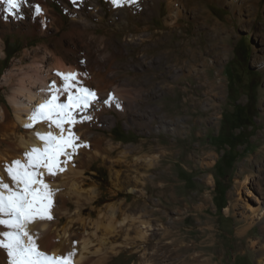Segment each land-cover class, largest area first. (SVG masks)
Wrapping results in <instances>:
<instances>
[{
    "label": "rangeland",
    "instance_id": "374dc122",
    "mask_svg": "<svg viewBox=\"0 0 264 264\" xmlns=\"http://www.w3.org/2000/svg\"><path fill=\"white\" fill-rule=\"evenodd\" d=\"M223 1L181 0L179 5L182 15L178 20L180 27L172 34H169L167 27L164 26L168 11L165 2L161 1L160 13L147 20V25L153 35L148 39L144 37L146 43L141 46L130 40L131 38L138 39L140 30L145 25L137 19V14H133L129 18L130 29L119 30L109 21L110 12L107 6L109 0H100L102 8L107 13L103 21L95 22L96 26H92L89 30L94 34L75 32V35L70 37L64 35L70 29V17L58 0L49 3L52 12L60 16L62 25L54 24L50 29V37L39 34L35 29L29 32L30 27L27 21L23 22L19 18L20 15H9L0 8V15L6 20L3 25L6 32H0L5 52V55L0 53V108L3 113L0 119V147H6L10 140L14 143L11 139L14 135L10 134L8 128L2 129L4 120L10 124L14 117L9 96L13 93L16 80L13 76L7 80L5 76L8 71L17 73L20 65L26 68V64L29 65L32 61L31 56L34 51H41L40 46L44 43L50 50H53L56 45L55 39L61 38L64 46L75 48L73 51L76 59L78 57L77 60L80 59L85 65V74L89 76V80L100 83L102 74L94 66L89 54L94 51L98 58L103 57L107 55L106 46L108 52L113 55L107 58L105 68L113 73L111 76L115 79L114 85L120 88L123 83L133 81L142 84L144 89H148V93L142 96L143 99H138L142 112L146 110V105L155 106L156 111H159L156 114L167 115L164 119L167 123H171V118L178 116L183 117L180 122L187 124V128L189 125L193 127L190 134L182 136L168 134L162 130L160 134H147L145 127L132 126L128 117L121 118L115 110H107L103 112V116L92 117L87 124H83L84 129L90 130L93 134H99L104 149H108L110 143L121 144L123 147L128 145L136 147L142 139L151 142L148 144L153 146L156 144L155 138L158 139V137L161 146L174 147V149L171 147L172 151L181 154H174L170 161L166 159L168 160L164 167L168 168L164 176L166 184L171 188L174 183H177L178 186L172 189L179 197L189 198L197 192L210 194L211 200L204 215H209L213 219L217 238L220 240L221 250L218 254L222 258L221 264H262L259 249L264 245V234L259 225L256 224L247 231L244 251L237 249L236 233L239 226L237 221L242 218L239 215L240 207L244 203L252 206L264 205V167H260L261 165L254 161V158L260 160L264 155V0ZM69 3L73 7L72 0H69ZM24 10L25 6H22L21 13H31V8L30 11ZM107 38L112 41L111 46L106 41ZM187 50L195 53L196 63L189 62L188 53L191 52ZM81 55H83L82 58ZM142 55L148 59L154 58L158 63L150 68L145 65L141 68L139 65ZM21 57H23L22 64L19 63ZM73 57L75 56L70 54L71 60ZM14 64L17 65L14 67ZM71 65L74 66V63ZM191 67L197 70L195 74L189 73ZM148 80L151 82L149 86ZM210 82L216 86H210ZM84 83L83 87L86 86ZM157 85L165 88L161 90ZM152 90L156 91L158 96L153 97ZM193 100L201 101L197 108L191 104ZM104 101L106 99H101L100 103ZM114 117L117 121L113 125H108ZM125 121L129 127L125 126ZM158 123L159 120L153 122L155 125ZM15 129H11L14 134L27 135L26 129ZM143 130L146 133H143ZM3 134L10 136L5 137ZM144 148L147 149L146 144ZM210 154L213 155L212 168L208 170L197 167L200 157L211 156ZM193 156H198V158L194 160ZM116 157V155H111L102 162L98 156L85 168L66 169L67 173L64 172L65 174L62 173L61 176L52 178L51 182L61 187L56 197L64 196L71 184L79 180L84 181V189L90 188L91 185L98 189L99 197L92 204L83 205L82 214L78 219H74V223L69 227L77 233L84 231L90 241L95 240L94 244L88 246L87 252L85 251L93 261L105 262L102 260L106 255L110 258L112 256L110 250L115 247L121 248V251L118 255L108 259V264H138L142 261L143 251L138 247L125 249V244L129 242L128 239L133 236L132 233L126 238L123 232L124 227L115 238L105 235V226L110 215L105 206L113 202H123L125 199L127 210L133 212L131 206L133 208L142 206L141 201L149 203L150 189H146L144 197L130 191L133 185L138 188L145 187L146 182L143 185L127 182L128 179L124 177L127 170L124 165H117L113 162ZM247 162L250 165V172L245 175L248 179L244 185V177L237 180L236 175ZM115 170H121L123 173L120 182L114 178ZM138 172L141 175L144 171L140 169L136 173L128 171L126 174L131 173V176H138ZM210 175L213 176L214 181L209 186L206 185V179ZM126 183L130 186L128 187ZM250 190L260 196V201L248 195ZM229 193L235 194L234 198L238 199L237 209L232 214L225 212L230 200ZM114 195L116 196L113 197ZM64 197L66 204L57 222L58 228L67 227L70 217L74 218L78 211L74 197ZM164 204L168 205L166 202ZM184 212V217L187 219L182 226V231L191 227L194 223L192 215L198 213L193 210L187 211V209ZM200 217L204 219V216ZM94 234H97L96 238L93 237Z\"/></svg>",
    "mask_w": 264,
    "mask_h": 264
},
{
    "label": "bare ground",
    "instance_id": "6f19581e",
    "mask_svg": "<svg viewBox=\"0 0 264 264\" xmlns=\"http://www.w3.org/2000/svg\"><path fill=\"white\" fill-rule=\"evenodd\" d=\"M52 1L54 0H26V3L23 6H25V10L30 11L31 8V13H21L19 18L23 22L27 21V25L30 27L29 32L35 29L39 34L45 37H50L51 27L54 24H57L58 26L62 25L60 16L53 13L50 9L49 2ZM58 1L61 3V7L65 11H67L70 17V29L68 33L64 34L65 36H73L75 32L81 34H94L93 32H89L91 27H95V22L100 23L106 17L107 12L102 8L100 0H72L73 7L70 6L69 0ZM161 1L165 2L168 11L164 26L167 27L168 33L172 34L173 31H176V29L180 27L178 24V20L182 15L179 5L181 0H119L118 6H114L111 0H109V3L107 4L108 10L110 12L109 21L115 27H118L119 30H129L131 27L129 18L131 15L137 14V19L140 20L145 25V27L141 28L139 38H131L130 42L136 43L137 45L141 46L146 43V38L144 37H147L148 39V37L153 35L150 32L149 26L147 25V20L160 13ZM35 5L40 6L42 10L41 13L36 14L34 11H32ZM0 8L4 11L5 5H0ZM0 21V32L4 33L6 32V30L3 28V25H5L6 20L1 17ZM106 41L108 42L109 46L112 45V41L110 39L107 38ZM55 42L56 45L53 50H50L44 43L40 46L41 51L36 50L37 52L34 51L32 56L30 55L32 61H30L31 63L29 65L26 64V68H23V66L20 65L18 68L20 72L18 71L17 73H14L12 71H8L7 75L5 76L7 80L12 76L16 80V85H12L14 86L13 93H10L11 96H9V102L11 103L14 112L13 122L8 124L7 120H4L5 123H3L4 125L2 127V129L8 128L10 134L14 135V137L11 138L13 139L14 143H11L10 140L7 143L6 147H0V181L9 184L10 187H15V185L11 181V178L7 175L4 165L9 164L11 161L17 159L23 161L24 153L26 151L30 150L32 147L42 146L41 141L37 139L35 133L47 132V125L43 122H40L37 123L32 130L24 128L23 125L30 122L28 120V117L31 115L32 110L37 105L44 102V100L49 98V86L52 84V82L55 81L57 85H60L61 81L60 78L56 76L57 72L78 73V79L81 85L85 82V87L90 90H92L93 88L94 90L92 91L97 94L96 102L92 103L90 107L87 108L84 112H79L76 114L78 121L85 116L95 117L98 115H102L104 111L115 110L121 118L128 117V120L130 121V124H132V126L142 128L145 127L147 129V134H157L161 132V130L175 136H182L184 134L191 133L193 125H189L187 128V124L185 125L180 122L183 120V117L181 118L177 116L176 118H171V123H167L164 120L167 115L165 114L164 116H160L156 114L157 112H159L156 111L157 107L155 108V106L151 105H146V110L142 112L140 110L141 103L138 102V99H141L145 93H148V89H144L142 87V84L132 81V83H123L122 87L120 88L118 85H114L115 79L111 76L113 75V73H110L109 69L105 68L107 58H111L113 55L108 52V48L106 46L105 49L107 51V55L103 57L98 58L94 51H91L89 54L93 60L94 66L97 68L100 74H102L100 83H94L92 79V81L89 80V76L85 75L86 68L83 62H81L80 59L77 60L78 57L76 59V54L73 51V49L75 48L71 49L70 47L64 46L61 38L55 39ZM114 50H116V47H114ZM78 52H80V50ZM187 52L191 51L187 50ZM0 53L2 55H5L3 48V39L1 38ZM70 54L75 56L72 60V57L70 58ZM188 54L190 55L189 62L196 63V57L194 56L195 53L192 51ZM82 56L83 55H81V58ZM22 59L23 57L19 59L20 64H22ZM71 63H74V66H72ZM156 63L158 62L154 58L148 59L145 55H142L141 64L139 65V67L143 68V66L145 65L150 68ZM16 65L17 64H14V67ZM193 67H191V70L189 71L190 74H195L197 71L196 69H193ZM147 84L149 86L151 82H149L148 80ZM209 84L210 86H216L213 82H210ZM157 86L161 90L165 88L160 85ZM172 88L174 89V87ZM151 93L153 97L158 96L156 91L152 90ZM110 95L115 97V100L119 102V107H116V104L111 101L109 103H100L101 99L108 100ZM65 99V96L60 97L61 102L65 101ZM200 103V100H193L191 102L194 108H197ZM163 107H165V105ZM89 109L90 111H88ZM194 112H197V110H194ZM2 114L3 113L0 108V119L3 117ZM155 120H159L158 125L153 124ZM116 121L117 118L114 117L108 122V125H113ZM87 122L88 120H83L82 123H77L73 128V131L80 138L79 143L85 144L87 145V147H81L78 149L77 153L66 165V169H74L78 167L85 168L88 163H92L98 156L101 161L104 162L105 160L110 158L111 155H116L117 157L113 162L117 165L125 166L127 172H125L124 177L128 179H126L127 182H133L134 184L139 185H143L144 182H146V185L143 188H138V186L133 185L129 190L137 193L140 197H144L146 189H150L148 196L149 203H147L146 201H141V203H143L142 206H138L136 208H133L131 206L130 208L133 212L127 210L128 206H125L127 205L125 199L123 202H113L105 206L110 214L108 217V223L105 226V235L115 238V236H117L119 232L123 231L124 227L125 229L123 232L125 233L124 235L126 238L132 233L133 236L128 239L129 242L125 244V249L138 247L143 251V257L141 259L142 261L138 264H221L222 258L220 254H218V252L221 250L220 240L217 238V232L215 230V225L213 224V219L209 215H204V212L208 209V204L211 200L210 194H200L199 192H197L190 195L189 198L179 197L172 189V187L174 188L178 186V184L174 183V186H171L170 188L168 184H166V180L164 179L165 172L168 169L164 167L168 163V160L170 161L174 154L180 155L181 153H175L174 151H172V146H161L159 143V137L158 139L155 138L156 144H154L153 146H151V144H148L151 142H147L142 139L140 141V144L136 147L131 145L123 147L121 144L114 145L113 143H110L108 144V149H104L102 148V138L99 136V134H93L90 132V130L84 129L83 124H87ZM195 122H198V120H195ZM125 126L129 127V124L126 121ZM10 128L12 130L15 128L26 129L27 135L24 134L25 136H23L21 134H14ZM143 133L146 132H144L143 130ZM3 136L8 137L10 135L3 134ZM145 144L147 148L146 150L144 148ZM172 148L174 149V147ZM142 152H144L145 154L142 155ZM137 154L141 155L138 156ZM208 155L206 157H200L201 159L198 162L199 164L197 167L208 170L212 168L213 155ZM198 156H193L194 160L198 158ZM254 161L255 163L260 164V167H264V155L260 160H256L254 158ZM140 169L144 172L141 175L138 172L139 177L137 175L131 176V173L126 174L128 173V171L136 173L137 170ZM248 172H250V165L247 162V164L237 173V180L244 177L245 180H243V183L245 185L248 179V176L245 175L248 174ZM59 176L61 175L59 174ZM122 176L123 173L121 170L114 171L115 180L120 182V178H122ZM44 178L49 186L57 191H55V206L52 210L54 220L50 222H36L29 225V230L33 234H35L37 231L40 233L39 239L37 240V243L40 246V250L46 252L49 255H60L74 250L76 254L73 257V264H108V259H111V257L118 255L121 251V248H111L110 255L112 256L109 258L108 255H106L105 259L102 260L105 262L97 260L93 261L90 255L86 254L85 251L87 252L88 246L94 244L95 240L92 239L94 241H90V239L85 236L84 231L77 233L69 228L72 223H74V219H78L80 214H82V206L92 204L99 197L98 189L93 185H91V187L88 189H84L83 180H79L76 183L71 184L70 188L65 191L64 196H67L68 198L74 197V199L76 200L75 204L78 208V211L76 212L74 218L70 217L68 221L69 225L67 227L58 228L57 222L61 218L63 207L66 204V198L62 195L56 197L58 190L61 191V187L59 188V186H55L54 183L52 184V177H48L47 175H45ZM206 181V185H212L214 181L213 176L210 175L209 177H207ZM126 184L128 187L130 186V184ZM2 190L3 189H0V191ZM248 195L254 200L260 201V196L254 191L250 190ZM115 196L116 195H114L113 197ZM234 197L235 194L229 193L230 200L228 206L225 208V212H227L228 214L234 213V211L237 209L238 199ZM245 200L248 201V199ZM164 202H166L170 206H166ZM240 208L241 212L239 213V215L242 218L237 221V224L239 225L236 233V238L238 240L237 249L240 251H244L245 240L247 237L246 233L251 227L256 224L259 225L261 231L264 234V205L252 206L251 204L244 203V205ZM185 209H187V211H197L198 213L196 215H192L194 217V223L191 225V227L185 231H182V226L187 219V217H184ZM171 214H174L175 216L172 217L170 216ZM200 216H204V219H202ZM0 230L7 229L3 226H0ZM97 230L98 229H96V231ZM96 236L97 234L93 235L94 238H96ZM262 248L259 249V251H261V253L259 254V258L260 262L264 264V245L262 246ZM0 264H6V255L3 252H0Z\"/></svg>",
    "mask_w": 264,
    "mask_h": 264
},
{
    "label": "snow or ice",
    "instance_id": "6c2138e0",
    "mask_svg": "<svg viewBox=\"0 0 264 264\" xmlns=\"http://www.w3.org/2000/svg\"><path fill=\"white\" fill-rule=\"evenodd\" d=\"M114 6L119 0H111ZM26 0H0L5 5L4 11L12 16H19ZM39 5L34 6L36 14L41 13ZM86 75V74H85ZM60 85L55 81L49 86L50 96L37 105L28 117L26 129L37 123L47 125V132H36L41 147H32L24 153V160L19 159L5 164L7 175L15 187L0 181V252L6 255V264H73L75 251L60 255H49L40 250L37 243L40 233L33 234L29 225L36 222L54 220L52 210L55 206V191L45 181V175L55 178L66 171V165L81 147L79 136L73 131L77 123L91 120L85 116L77 120L76 114L84 112L97 101V94L81 85L78 73L57 72ZM65 96L61 102L60 97ZM119 102L112 95L104 103ZM55 130V131H54Z\"/></svg>",
    "mask_w": 264,
    "mask_h": 264
},
{
    "label": "trees",
    "instance_id": "16d2710c",
    "mask_svg": "<svg viewBox=\"0 0 264 264\" xmlns=\"http://www.w3.org/2000/svg\"><path fill=\"white\" fill-rule=\"evenodd\" d=\"M237 114H238V112H237Z\"/></svg>",
    "mask_w": 264,
    "mask_h": 264
}]
</instances>
